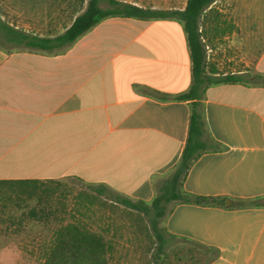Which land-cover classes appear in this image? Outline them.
<instances>
[{"label": "crops", "instance_id": "1", "mask_svg": "<svg viewBox=\"0 0 264 264\" xmlns=\"http://www.w3.org/2000/svg\"><path fill=\"white\" fill-rule=\"evenodd\" d=\"M117 1L158 10H184L188 2ZM45 3V33L35 35L53 38L78 15L63 29L64 0ZM220 4L204 13L209 29L223 12ZM230 13L233 31L214 39L228 41L237 51L231 61L248 69L210 70L217 50L204 36L207 73L248 82L206 91L208 129L225 149L204 154L184 183L188 193L227 198L226 206L180 204L166 225L174 235L218 248L211 264H264V1L236 0ZM35 15L9 24L32 33L40 25ZM192 69L184 24L171 19L110 17L63 51L0 49V181L72 178L151 202L156 183L181 159L191 111L189 102L156 95L186 92ZM256 198L263 206L238 207L239 200Z\"/></svg>", "mask_w": 264, "mask_h": 264}, {"label": "trees", "instance_id": "2", "mask_svg": "<svg viewBox=\"0 0 264 264\" xmlns=\"http://www.w3.org/2000/svg\"><path fill=\"white\" fill-rule=\"evenodd\" d=\"M216 0H188L184 10H158L139 7L117 0H88L85 10L72 25L56 37H42L17 29L0 17V49L27 48L42 52L63 51L79 37L90 31L102 20L110 17L135 18L140 20H177L184 24L193 64L192 84L189 89L176 96L156 95L160 100L189 102L191 106L188 137L185 149L173 170L155 185L156 195L151 202L113 196L120 203L138 213L148 221L156 241V264H163V257L175 246L193 244L207 256L206 264L217 260L221 251L199 241L177 236L167 229V220L174 208L180 204L225 207L227 198L200 196L185 191L184 183L193 165L204 155L223 151L225 147L210 133L205 114V94L209 87L218 84L245 83L246 78L238 75L209 76L207 73V45L204 42L202 20L205 11ZM107 4L102 7L101 4ZM39 181H0L3 185L32 183ZM102 194L104 188H96ZM263 206V198L239 200L238 207L253 208ZM75 218V217H73ZM115 246L103 232L93 231L80 220L61 225L53 234V239L44 254L43 264H111Z\"/></svg>", "mask_w": 264, "mask_h": 264}, {"label": "rangeland", "instance_id": "3", "mask_svg": "<svg viewBox=\"0 0 264 264\" xmlns=\"http://www.w3.org/2000/svg\"><path fill=\"white\" fill-rule=\"evenodd\" d=\"M185 1L179 0L177 6L182 7ZM219 1L218 6L223 12L217 10V24L215 22L209 29L208 16L202 20L207 44L217 50L210 70L220 73L234 68L246 70L244 61H231L237 51L228 47V41L214 39V36L224 37L234 29L229 18L236 0ZM87 2L64 0L67 14L62 22L63 29L85 10ZM171 2L163 0L162 4L170 6ZM47 7L51 9V6ZM45 10V0H0V17L8 23L32 22V13H35V22L40 25L32 26L34 34L45 33L42 26ZM1 192L0 264H43L54 232L74 220L83 221L93 231L103 232L113 242L115 251L111 264H156L157 245L147 219L117 203L108 191L100 194L80 181L67 178L54 182L7 184L2 186ZM162 260L163 264H206L208 258L193 244L182 243L168 251Z\"/></svg>", "mask_w": 264, "mask_h": 264}]
</instances>
